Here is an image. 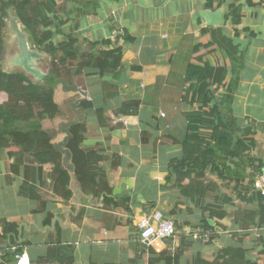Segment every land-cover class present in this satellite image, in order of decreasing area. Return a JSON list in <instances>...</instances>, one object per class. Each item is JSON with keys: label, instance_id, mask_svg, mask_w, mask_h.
I'll return each mask as SVG.
<instances>
[{"label": "crops", "instance_id": "0c3cea01", "mask_svg": "<svg viewBox=\"0 0 264 264\" xmlns=\"http://www.w3.org/2000/svg\"><path fill=\"white\" fill-rule=\"evenodd\" d=\"M60 1L67 5L69 23L65 29L81 39L83 51H90L91 42L111 40L113 46L124 47V56L122 68L114 76L86 77L84 84L68 91L57 85L54 98L62 115L52 121L86 124L84 148L104 152L102 167L113 197L129 199L130 205L126 210H104L103 198L85 195L71 171L73 198L67 203L50 192L53 167L45 165L43 188L38 193L45 210L35 212L39 204L20 192L23 177L11 181L13 159L2 155L0 221L17 225L16 232L6 233L11 254L22 250L32 264H69L71 259L72 264H150L154 256L140 242L137 224L153 210L175 222L176 235L162 250L174 255L179 247L184 248L181 264H187L196 253L211 257L239 240L253 247L263 230L254 223L257 217L253 222L245 212L255 210L256 204L247 203L238 193L253 186L259 166H264V6L242 0L246 15L238 27L239 36H235V28L225 18L229 0ZM220 9L224 11L222 25L207 26L202 13ZM119 28L132 40L117 42L118 35L113 33ZM60 39L56 36V41ZM196 43L208 46L203 50H217L228 69L227 81L214 99L224 126L212 148L223 178L207 172L217 186V196L208 195L206 202L215 204L217 197L230 200L225 206L227 216L211 219L213 232L203 235L202 210L182 197L174 187V176L170 178V162L182 156L181 141L187 131L183 113L187 106L182 97ZM39 62L38 67L47 74ZM18 68L13 65L5 71ZM132 100L140 102L139 113L123 114V104ZM99 108L106 110L99 115ZM69 123L64 130H57L52 142L63 152L70 170L71 155L66 148ZM244 136L254 141L252 149L239 146ZM3 229L0 226V235ZM206 234H215L211 244H205ZM5 255L0 251V259L15 263L13 255L8 259Z\"/></svg>", "mask_w": 264, "mask_h": 264}, {"label": "trees", "instance_id": "16d2710c", "mask_svg": "<svg viewBox=\"0 0 264 264\" xmlns=\"http://www.w3.org/2000/svg\"><path fill=\"white\" fill-rule=\"evenodd\" d=\"M249 3L252 6H264V0H249ZM244 7L242 0H229L227 5L225 18L235 28V36H239L238 27L246 15ZM11 15L27 33L31 47L45 53L50 59L51 68L42 81L35 80L20 68L13 72L2 69L5 30ZM68 23L67 5L60 0H0V156L7 155V158L13 159L10 165V173L13 176L11 181L23 177L20 192L39 204L35 212L45 210L43 200L38 194L43 188L45 165L53 167L50 192L67 203L73 198V177L64 164L63 152L52 142L55 132L48 130L44 124L62 115L54 98L56 86L63 84L68 91L75 83L74 78H103L116 74L123 65V46L118 43L113 46L111 40H101L89 43L90 51H83L81 39L73 32L66 31L65 26ZM56 36H61V39L56 41ZM120 39L125 42L132 40L125 33L116 37L117 42ZM99 46L107 48L95 50ZM203 48L208 46L201 43L194 45L192 60L187 67L182 97L187 106L183 112L187 120V131L181 141L182 156L170 162V178H175L174 187L181 192L182 197L202 210L204 216L201 221V235L213 232L211 219H223L227 216L225 206L230 200L227 197H217L215 204L206 202L208 195L217 196V186L213 179L207 176V172L223 178L212 148V144L218 140L219 129L224 126L219 108L214 105V99L215 92L227 81L228 69L217 50ZM68 76L72 78L71 81H68ZM139 108L140 102L132 100L123 104L121 112L137 115ZM105 110L99 108L96 112L101 115ZM66 128V148L74 165V177L82 192L96 199L103 198L104 210L128 209L129 199L116 200L113 197L110 180L102 167L106 159L104 152L84 148L86 124L73 122ZM221 143L226 142L221 140ZM238 144L248 150L255 146L254 141L245 139V136ZM263 168L264 166L260 165L258 169L261 172ZM243 189L244 193H238L239 198L256 204L255 210L245 214L253 222L257 217L258 220L254 223L263 230V234L257 239V246L246 247L243 241L239 240L234 245L221 247L211 257L196 253L187 264H264V197L254 186H245ZM249 192L250 195H245ZM51 216L47 223L51 222ZM2 225L4 232L0 235V251L5 252L6 259L10 255L15 258L23 251L17 249L11 254L5 238L8 231H17V225L0 221V226ZM206 235L207 238L203 239L205 244H211L215 234L209 237ZM147 249L154 256L153 260H149L150 264H181L180 258L184 251L182 247H179L174 255H168L165 250L157 252L152 248ZM55 256L61 261L59 256ZM3 260L0 259V264H8ZM69 264H72V259Z\"/></svg>", "mask_w": 264, "mask_h": 264}, {"label": "built area", "instance_id": "2783aa9c", "mask_svg": "<svg viewBox=\"0 0 264 264\" xmlns=\"http://www.w3.org/2000/svg\"><path fill=\"white\" fill-rule=\"evenodd\" d=\"M125 31L118 29L114 31V36L124 35ZM259 185V186H257ZM254 188L264 197V168L259 172L253 181ZM139 230V240L147 248H152L157 252L162 251L163 246L175 237L176 226L175 222L165 216L160 210H153L146 214L137 224ZM207 237V235H205ZM27 255L28 264H32V260L28 253L17 254L15 263L20 264V261Z\"/></svg>", "mask_w": 264, "mask_h": 264}, {"label": "water", "instance_id": "95a60500", "mask_svg": "<svg viewBox=\"0 0 264 264\" xmlns=\"http://www.w3.org/2000/svg\"><path fill=\"white\" fill-rule=\"evenodd\" d=\"M223 15L224 11L222 9L216 12L204 11L202 13L206 25L209 27L221 26ZM9 23L11 34L17 39L19 50L13 59H11L12 65L21 68L27 75L32 76L37 81L44 80L47 74L38 67V62L43 60L46 55L31 47L27 33L21 28L13 15L10 16ZM70 171L74 173V165L72 163Z\"/></svg>", "mask_w": 264, "mask_h": 264}, {"label": "rangeland", "instance_id": "374dc122", "mask_svg": "<svg viewBox=\"0 0 264 264\" xmlns=\"http://www.w3.org/2000/svg\"><path fill=\"white\" fill-rule=\"evenodd\" d=\"M22 28V26H21ZM34 49V48H33ZM4 56L2 58V69L5 71V70H11V68H13V65H12V61L11 59H13V56L18 53V44H17V39H15V37L11 34V30H10V23H9V20H8V25H7V28L5 30V44H4ZM45 54V53H44ZM46 55V54H45ZM40 63V62H39ZM41 65V68L45 71H48L50 70L51 66H50V59L47 57H45V59H43L40 63ZM16 68V67H15ZM15 70V69H14ZM110 75V74H109ZM112 75H115V74H112ZM68 78V81H71L72 78L70 76L67 77ZM86 77L84 76H81V77H78V78H74V85L75 87H79L77 84H84V79ZM60 85V84H59ZM63 85V84H61ZM72 85V86H74ZM64 86V85H63ZM57 87V86H56ZM65 88V86H64ZM81 92V91H80ZM63 116L66 117V115L64 114ZM70 122V123H73L72 120H68V119H65L63 120L61 123L60 122H53L52 120L50 121H47L45 122V125H46V128L50 131H54V136L53 137H56L57 135V130H64L63 127L64 125L66 126V123ZM69 123V124H70ZM67 124V125H69ZM4 162H7V159L5 158H1ZM197 242H200V243H203L201 240H198ZM258 242V241H257ZM259 243V242H258ZM256 243L255 245L257 246Z\"/></svg>", "mask_w": 264, "mask_h": 264}, {"label": "clouds", "instance_id": "9594fccd", "mask_svg": "<svg viewBox=\"0 0 264 264\" xmlns=\"http://www.w3.org/2000/svg\"><path fill=\"white\" fill-rule=\"evenodd\" d=\"M259 186V185H257ZM20 264H28V258H27V255L24 257L23 260L20 261Z\"/></svg>", "mask_w": 264, "mask_h": 264}]
</instances>
